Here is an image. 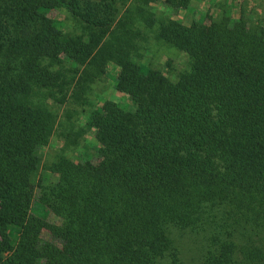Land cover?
<instances>
[{"label":"trees","instance_id":"trees-1","mask_svg":"<svg viewBox=\"0 0 264 264\" xmlns=\"http://www.w3.org/2000/svg\"><path fill=\"white\" fill-rule=\"evenodd\" d=\"M81 2L0 0V264H183L187 232L201 264H264L263 19L225 7L183 24L149 0H102L99 22ZM149 38L188 67L171 79L145 64ZM109 62L134 109L101 100L79 143L70 106ZM58 128L63 146L43 158Z\"/></svg>","mask_w":264,"mask_h":264},{"label":"rangeland","instance_id":"rangeland-1","mask_svg":"<svg viewBox=\"0 0 264 264\" xmlns=\"http://www.w3.org/2000/svg\"><path fill=\"white\" fill-rule=\"evenodd\" d=\"M134 1L126 0L124 7H130L129 4H134ZM101 2L102 0H82L79 11L83 13L88 10L90 11L91 19L99 22L103 21L107 17L100 8ZM145 7L148 11L155 13L158 19L164 20L171 17L183 24H189L192 21L208 23L220 13H223L225 7L231 10V17L233 19L237 18L239 13L242 12L251 17V19L261 18L264 21V0H187L185 7H176L170 3V0H149ZM50 13L54 17L62 19L65 17V28L67 30L71 29V22L67 18V13L63 8L51 10ZM143 44L145 45V49H143L142 56L140 57L142 61L150 67H162L169 78L174 79L180 70L188 67L189 58L185 52H179L177 48L167 43L157 42L153 38H149ZM167 62L168 66L166 65ZM106 68L107 74L91 84L87 94L88 103L79 107L75 105L70 106L71 109L76 108L77 111L73 114V122L66 128L70 133L78 134L75 138L79 140V143H82L84 140L92 141L93 130L88 129L85 125L87 113L101 100L110 99L118 102L124 109H134V105L128 101L127 96L116 91L114 88V77L118 71V67L114 63L109 62ZM65 107L66 105L60 108L55 107L58 112L59 123L61 121L63 125L67 124V122H64L66 115L64 113ZM81 129H84V133L81 132ZM64 130L65 128L62 131ZM60 132L61 130L58 128L50 137L48 145L42 149L43 158L47 157L51 159L62 148L63 136L60 135ZM68 150L70 149L66 151ZM77 150H79V147L73 148L70 152L71 155L73 156ZM244 237L238 236V239H243ZM203 249L201 240L187 232L186 236H182L180 240V258L182 263L201 264Z\"/></svg>","mask_w":264,"mask_h":264}]
</instances>
